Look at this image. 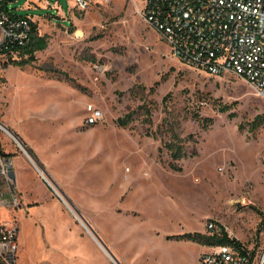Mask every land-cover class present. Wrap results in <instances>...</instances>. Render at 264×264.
Segmentation results:
<instances>
[{"label": "rangeland", "instance_id": "rangeland-1", "mask_svg": "<svg viewBox=\"0 0 264 264\" xmlns=\"http://www.w3.org/2000/svg\"><path fill=\"white\" fill-rule=\"evenodd\" d=\"M28 1L14 11L33 16L49 44L24 69L0 60V121L68 206L2 132L22 206L0 210V219L20 228L18 264H114L100 240L121 264H199L211 246L169 237L209 235L210 222L264 249V98L234 75L210 76L173 57L134 0H100L66 17ZM49 1L68 13L74 4ZM91 106L103 119L87 126ZM170 124L187 152L181 171L165 147Z\"/></svg>", "mask_w": 264, "mask_h": 264}, {"label": "built area", "instance_id": "built-area-1", "mask_svg": "<svg viewBox=\"0 0 264 264\" xmlns=\"http://www.w3.org/2000/svg\"><path fill=\"white\" fill-rule=\"evenodd\" d=\"M41 1L55 9L57 15L65 17L83 14L100 2L73 0L68 13L56 2L37 0V3ZM134 1L139 4L142 17L181 63L210 76L234 75L264 98V0ZM16 2L18 0H0V45L6 42L24 45L29 41L33 16L13 17L9 11L14 10ZM28 2V6L35 3ZM88 112L87 126L103 119V113L92 106ZM2 132L5 131L0 127V210L12 211L22 206V200L16 187L12 154L5 148ZM26 155L31 158L27 152ZM33 163L40 176L67 205L44 176L45 169ZM207 230L209 235H221L223 228L210 222ZM20 253L18 224L0 219V264H18ZM199 264H264V249L245 244L211 246L201 254Z\"/></svg>", "mask_w": 264, "mask_h": 264}, {"label": "trees", "instance_id": "trees-1", "mask_svg": "<svg viewBox=\"0 0 264 264\" xmlns=\"http://www.w3.org/2000/svg\"><path fill=\"white\" fill-rule=\"evenodd\" d=\"M14 7V6H13ZM14 9V8H13ZM9 13L16 18H26L29 15H19L15 11H9ZM31 33L29 41L24 45H19L17 43H3L0 45V60L5 58L7 60L4 63V68L8 69L10 65L14 67H19L24 69L26 66L33 65L36 61V54L40 51H44L48 48V39L46 36H42L39 33L38 25L36 22L31 21ZM16 59H19L17 61ZM2 61V60H1ZM69 81V78H66ZM146 113H150V110H147ZM136 112L128 113L123 118L118 119V125L121 127H126L134 120ZM211 122V120H208ZM210 124H205L204 128H208ZM169 131L171 132V140L165 143V147L171 152V158L173 162L170 167L174 171H181L182 168L178 166L177 162L187 156L185 147L182 145V138L175 130L174 124H170ZM29 152L32 154L31 150ZM33 155V154H32ZM192 155H197V152H193ZM36 158V157H35ZM262 225H264V219L262 220ZM222 227V226H221ZM223 228V227H222ZM169 239L175 240H188L201 245L207 246H219V245H241L242 243L239 240L232 239L229 237L228 233L223 229L221 235H205L202 233H187L183 235H177L169 237Z\"/></svg>", "mask_w": 264, "mask_h": 264}, {"label": "bare ground", "instance_id": "bare-ground-1", "mask_svg": "<svg viewBox=\"0 0 264 264\" xmlns=\"http://www.w3.org/2000/svg\"><path fill=\"white\" fill-rule=\"evenodd\" d=\"M78 34L80 36L83 35L82 31H79ZM0 127L9 135L11 136L14 140H16L18 142V144L21 146L22 150L26 153V149L27 148V145L26 143L24 142V140L21 138V136H19L17 133H15L10 127L8 124H6L5 122L3 121H0ZM29 152V151H28ZM30 154V155H29ZM28 155L31 157L29 158L30 161L32 162V164L35 166V164L33 162H35L37 164V161L36 158L29 152ZM33 156V157H32ZM36 167V166H35ZM41 175V174H40ZM42 176V175H41ZM44 176L47 178V180L55 187L56 190H58V192L60 194H62L59 186L57 185V183H55V181L52 179V177L49 175V173H44ZM63 196V194H62ZM69 203V202H68ZM70 204V203H69ZM66 205V204H65ZM67 206V205H66ZM71 206V205H70ZM69 209V208H68ZM76 209V208H75ZM74 209V210H75ZM71 211V210H70ZM71 213L76 217H78V219L82 222V224L88 229L89 231V228L91 227V225L87 222V220L83 217V215L79 214V213H76L74 211H71ZM93 230V229H92ZM91 229L89 231V233L91 234V232H93ZM94 233V232H93ZM92 235V234H91ZM101 241V240H100ZM102 244H99L100 247L102 248V250L105 252L106 255H108L110 257V259L114 262V264H121L119 262V260L116 258V254H114V252H112L106 245L104 242L101 241ZM103 247H107V249L109 250V253L106 252L103 248Z\"/></svg>", "mask_w": 264, "mask_h": 264}, {"label": "water", "instance_id": "water-1", "mask_svg": "<svg viewBox=\"0 0 264 264\" xmlns=\"http://www.w3.org/2000/svg\"><path fill=\"white\" fill-rule=\"evenodd\" d=\"M93 235L95 236V233H93ZM96 236H97V235H96ZM100 243H101V241H100ZM101 244H102V243H101ZM103 248H105V251L109 253V250L107 249V247H103Z\"/></svg>", "mask_w": 264, "mask_h": 264}, {"label": "crops", "instance_id": "crops-1", "mask_svg": "<svg viewBox=\"0 0 264 264\" xmlns=\"http://www.w3.org/2000/svg\"><path fill=\"white\" fill-rule=\"evenodd\" d=\"M13 156V155H12ZM45 264H50V263H45Z\"/></svg>", "mask_w": 264, "mask_h": 264}]
</instances>
